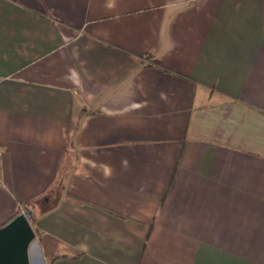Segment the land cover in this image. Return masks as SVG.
Returning a JSON list of instances; mask_svg holds the SVG:
<instances>
[{"label": "crops", "instance_id": "0c3cea01", "mask_svg": "<svg viewBox=\"0 0 264 264\" xmlns=\"http://www.w3.org/2000/svg\"><path fill=\"white\" fill-rule=\"evenodd\" d=\"M0 150L30 264H264V0H0Z\"/></svg>", "mask_w": 264, "mask_h": 264}, {"label": "water", "instance_id": "95a60500", "mask_svg": "<svg viewBox=\"0 0 264 264\" xmlns=\"http://www.w3.org/2000/svg\"><path fill=\"white\" fill-rule=\"evenodd\" d=\"M35 233L23 214L0 225V264H30L29 245Z\"/></svg>", "mask_w": 264, "mask_h": 264}, {"label": "built area", "instance_id": "2783aa9c", "mask_svg": "<svg viewBox=\"0 0 264 264\" xmlns=\"http://www.w3.org/2000/svg\"><path fill=\"white\" fill-rule=\"evenodd\" d=\"M0 154H1V150H0ZM19 214H23L28 220H30L31 218V213L26 209L21 210Z\"/></svg>", "mask_w": 264, "mask_h": 264}, {"label": "trees", "instance_id": "16d2710c", "mask_svg": "<svg viewBox=\"0 0 264 264\" xmlns=\"http://www.w3.org/2000/svg\"><path fill=\"white\" fill-rule=\"evenodd\" d=\"M26 207H27V206H26ZM27 208H28V207H27ZM32 216H33V215L31 214V218H32Z\"/></svg>", "mask_w": 264, "mask_h": 264}]
</instances>
